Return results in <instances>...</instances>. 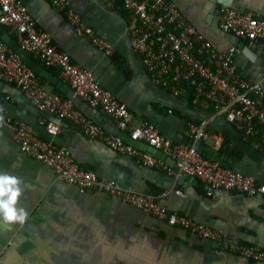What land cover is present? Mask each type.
Listing matches in <instances>:
<instances>
[{
  "label": "crops",
  "instance_id": "0c3cea01",
  "mask_svg": "<svg viewBox=\"0 0 264 264\" xmlns=\"http://www.w3.org/2000/svg\"><path fill=\"white\" fill-rule=\"evenodd\" d=\"M18 1L37 28L51 37L57 51L66 54L74 66L94 74L103 89L128 106L136 122L148 121L173 144L192 147L199 140L187 136V124L207 122L210 132L223 138V144L216 148L212 138L200 140L215 159L200 154L264 185V127L259 135L248 137L224 117L217 116L212 104L194 103L191 90L174 96L157 87L131 47L129 17L120 0H67L70 9L94 36L113 47L111 57L91 40L78 38L65 15L48 2ZM173 1L219 52L227 53L235 48L234 64L239 75L251 84L262 85L264 90L261 41L249 45L223 33L220 15L224 8L218 5L219 0ZM232 1L230 9L264 20V0ZM0 40L32 70L47 93L72 101L75 108L99 125L105 134L129 144V131H121L112 116L76 97L60 71L45 68L33 54L20 50L15 33L3 25H0ZM20 52H24V59ZM6 120L31 126L40 139L66 148L81 168L94 172L99 179L112 181L125 192L153 196L170 211L226 233L230 246L247 245L264 250L263 196L223 189L209 196L208 188L200 179L181 180L183 173L170 154L159 150L150 152L145 142L138 141L136 148L164 162L173 173L144 167L133 158L112 152L101 139L86 136L74 122H59L57 116L40 112L19 89L0 81V173L23 181L21 187L25 188V193L19 206L29 212L24 226L0 229L3 254L0 264H13L17 260L46 261L45 264L51 261H64L63 264H255L231 254L228 243L201 239L95 191L81 195L75 186L59 180L52 169L24 155ZM44 120L59 123L60 134L49 135L42 124ZM178 191L185 196L178 195ZM164 193L166 196L161 197Z\"/></svg>",
  "mask_w": 264,
  "mask_h": 264
},
{
  "label": "built area",
  "instance_id": "2783aa9c",
  "mask_svg": "<svg viewBox=\"0 0 264 264\" xmlns=\"http://www.w3.org/2000/svg\"><path fill=\"white\" fill-rule=\"evenodd\" d=\"M44 1L65 15L78 38L91 40L107 57L114 55L113 47L94 36L92 30L70 9L67 0ZM120 1L129 17L131 47L157 87L174 96L184 95L189 89L194 103L212 104L217 116L224 117L246 136L260 134L264 127V90L262 85L251 84L239 75L234 64L235 48L227 53L219 52L191 24L173 0ZM0 25L15 33L20 50L33 54L45 68L60 71L76 97L112 116L121 131H129L130 142L143 141L155 150L170 154L179 172L200 179L208 188L209 196L215 190L223 189L264 197V185L255 178L204 158L195 147L173 144L148 121L136 122L128 106L103 89L94 74L74 66L66 54L57 51L51 37L37 28L20 1L0 0ZM220 29L249 45L261 41L264 46V20H258L250 14L222 9ZM0 81L19 89L40 112L57 116L59 122L70 120L79 125L86 136L101 139L112 152L133 158L144 167L173 173L171 168L151 154L125 143L117 136L105 134L99 125L78 111L72 101L47 93L37 82L32 70L1 40ZM42 124L49 135L60 134L59 123L44 120ZM6 126L12 131L13 139L24 155L52 169L59 180L75 186L81 195L92 191L104 194L201 239L228 243L231 254L255 264H264L262 248L236 244L230 246V238L226 233L212 230L183 214L170 211L153 196L125 192L116 183L99 179L94 172L81 168L66 148L40 139L31 126L12 123L10 120H6ZM186 130L189 138H212L216 148L223 144V138L213 135L207 122L188 123ZM177 194L185 196L179 191ZM164 196L166 193L161 195Z\"/></svg>",
  "mask_w": 264,
  "mask_h": 264
},
{
  "label": "clouds",
  "instance_id": "9594fccd",
  "mask_svg": "<svg viewBox=\"0 0 264 264\" xmlns=\"http://www.w3.org/2000/svg\"><path fill=\"white\" fill-rule=\"evenodd\" d=\"M22 184L17 176L0 173V229L11 230L15 225L22 227L29 219L28 210L19 206L25 193Z\"/></svg>",
  "mask_w": 264,
  "mask_h": 264
},
{
  "label": "water",
  "instance_id": "95a60500",
  "mask_svg": "<svg viewBox=\"0 0 264 264\" xmlns=\"http://www.w3.org/2000/svg\"><path fill=\"white\" fill-rule=\"evenodd\" d=\"M218 5H220L223 8H229L230 9V8H232L233 1L232 0H219ZM217 14H218V12H217ZM227 35L236 41L239 40L237 37H235L233 35H229V34H227ZM19 55L24 59V52H20ZM192 142H194V140H192ZM129 144L134 146L135 142H129ZM192 145H193V143H192ZM148 147L150 148V152H154L155 149L153 147H150V146H148ZM194 147L198 150L199 153L205 155L206 157H208L210 159H215V155H213V153L209 149L206 148V146L203 144L202 141H200V140L196 141ZM189 177H192V176L187 175V174H183L181 180H184V179L189 178Z\"/></svg>",
  "mask_w": 264,
  "mask_h": 264
},
{
  "label": "rangeland",
  "instance_id": "374dc122",
  "mask_svg": "<svg viewBox=\"0 0 264 264\" xmlns=\"http://www.w3.org/2000/svg\"><path fill=\"white\" fill-rule=\"evenodd\" d=\"M2 251V247L0 246V254ZM3 254L0 255V258L2 257ZM2 261V260H1ZM6 261V260H4ZM46 261H39V260H24V261H16L13 264H45ZM64 261L60 262V261H51L50 264H63ZM66 264V262H65Z\"/></svg>",
  "mask_w": 264,
  "mask_h": 264
},
{
  "label": "bare ground",
  "instance_id": "6f19581e",
  "mask_svg": "<svg viewBox=\"0 0 264 264\" xmlns=\"http://www.w3.org/2000/svg\"><path fill=\"white\" fill-rule=\"evenodd\" d=\"M261 140V139H260Z\"/></svg>",
  "mask_w": 264,
  "mask_h": 264
}]
</instances>
